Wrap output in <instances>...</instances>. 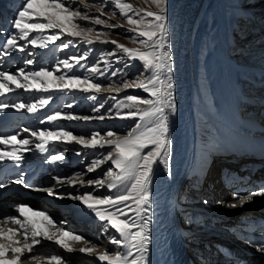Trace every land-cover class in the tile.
Returning a JSON list of instances; mask_svg holds the SVG:
<instances>
[{"label":"bare ground","instance_id":"1","mask_svg":"<svg viewBox=\"0 0 264 264\" xmlns=\"http://www.w3.org/2000/svg\"><path fill=\"white\" fill-rule=\"evenodd\" d=\"M205 1L169 0L171 82L174 85L172 93L176 111L174 114L169 115L168 119L169 138L171 141L169 170H165L162 165H156L151 185L154 215L151 224L152 241L149 245V256L152 264H233V261L234 264H264V252L257 250L258 244L264 242H259L255 237L258 235L253 234V231L260 229L261 224L264 223V218L259 217L256 210L244 211L243 209H238L239 207L230 208L227 206L230 203L237 202L234 201L233 195L228 196L230 190L235 191L240 186V184L235 182L236 176L231 180L228 179L222 185L220 183L214 184L215 182H213L218 166L221 167L223 165L227 168L228 174L237 171L239 173L247 172V175L251 174L254 176L258 174V171L263 170L264 172V158L256 157L252 159L248 158L247 155L248 149L256 148L259 146L258 143H263L260 138H254L257 141L255 143L254 139H249L250 137L248 138L247 136L257 132V128L254 127L257 124L255 121H261L264 117V112L260 114L261 111L257 113L251 111L248 114L252 113L254 116L256 115V118H240V115L245 112L243 110L246 109V103L250 102L249 96H243L245 86L241 85V76L249 69L247 66L231 60L229 54H227L224 37L219 39L214 50L216 60L220 63L215 75L214 106L213 108L206 105L202 106L196 100L191 54L192 38ZM23 3L24 0H0V43H3L6 37L15 31L11 25ZM19 43L23 44L24 42L20 41ZM27 51L33 54L29 56L27 52L21 53L17 51L13 52L10 57L0 58V71L15 73L21 67L25 68L26 71H36L37 68L41 67L53 70L59 61L68 58V53L71 50L65 48L57 50L53 46L33 48L28 45ZM26 59H32L34 63L25 65L24 61ZM52 64H55V66H51ZM64 71L63 66H61L60 73L53 72V76L48 79L54 80L55 76L64 74ZM86 75H89V73ZM227 77H230V79ZM96 79L97 76L95 77ZM56 82L59 83V81ZM10 87L13 90L4 94L9 100L8 104L20 102L28 104L39 99L42 94H49L26 91L15 88L14 85H10ZM108 93L113 92H101L96 93V95L103 97ZM50 94L53 97L52 101L54 100L52 104L49 103L48 107H50L46 111L32 113L27 119L20 122V125L24 127H19L13 133H19L18 139L29 138L33 141V143L28 145L30 151L23 153L25 156L34 153L35 143H39V141L31 137L30 132H23L24 128L38 130L55 129L59 126L72 131L75 135L85 136L87 131L94 129L96 124H99L98 121L100 119L96 118L88 121L60 119L53 124L48 122L41 123L40 121L46 115L54 111L72 113L75 108L79 110L78 105L74 108L66 107L70 98L74 99L79 96L86 98L90 93H83L79 90H52ZM258 96L260 97L256 101L257 106L264 109V95L261 93ZM0 97L3 98V96ZM8 109L13 108L9 107ZM200 110L202 113L198 112ZM77 112H85V107H82V110ZM258 113L260 114L259 116H257ZM247 127L251 130L246 131ZM104 139H109V137H104ZM58 143L60 141H52L46 145L48 150L44 155L45 157L62 152L65 159L56 164L52 163L49 169L52 174L51 181L46 184L42 183L45 185L43 188L45 191L48 188H53L56 194L64 195L68 193L82 195L86 191H91L93 195L100 196L111 195L115 192V189L110 190L106 186L99 189L94 186H81L79 184L75 186L63 184L53 187L56 185L53 177H70L75 173H85L91 160L98 157V152H101L68 149V147L59 146ZM6 149L10 150V147ZM263 150H260V152ZM220 155L222 156L220 157ZM263 155L259 154L262 157ZM206 165H208L207 170H205ZM242 165H245V168H241ZM109 166H111L110 162L101 165L95 172L84 175V179L95 180L101 178L103 170ZM251 166L256 167L253 173L250 171ZM200 170H205L204 173L208 176L210 174L213 175L209 177L210 180L208 179L211 181L210 183H204L201 187H197L192 177L195 172ZM186 177L187 179L185 180ZM184 180L194 188V192L189 190L188 192L193 195L196 194V200L192 199L191 205L179 204L177 201L178 190L183 184H186L185 182L183 183ZM6 188L7 185L5 184L3 190ZM218 188L221 190H218ZM219 199H225V202H218ZM70 200L77 202V205L71 207H49L34 200H24L30 207L36 209L34 211L47 213L54 220L57 227H63L67 231L84 237V240L81 241H67L76 250L72 253L64 251L51 241L40 238L42 245L37 247L42 250L36 254L41 256L60 255L64 257L66 264H102L96 258V254L105 250L114 253L116 246L109 243V237L118 234L111 228L105 231V222L100 221L94 212L80 201L71 198ZM205 200L208 203L205 204ZM213 211H223L226 215L217 216ZM12 215L18 214L13 212ZM189 215L194 216L193 221L187 220ZM28 216L37 221L38 227L55 232V228H47L42 217L34 216L32 212ZM244 216L249 217L245 222L242 219ZM181 218H185L186 220L183 219V221L189 222L190 225L182 228ZM255 222L258 224H255ZM218 225L235 226L226 230L218 228ZM17 239L20 240L22 246L24 242L23 236H18ZM65 239L67 240V238ZM85 241L88 243L86 244ZM206 241H217L222 246L219 248L211 246L208 251ZM238 243H240V246ZM85 246H95V253H80L78 250ZM252 252L256 255H252ZM8 258L11 259V254H9ZM21 264H34V262L22 258ZM103 264H106V262H103Z\"/></svg>","mask_w":264,"mask_h":264},{"label":"snow or ice","instance_id":"2","mask_svg":"<svg viewBox=\"0 0 264 264\" xmlns=\"http://www.w3.org/2000/svg\"><path fill=\"white\" fill-rule=\"evenodd\" d=\"M109 3L118 10L130 26L126 31L132 35L127 38L141 46L127 47L112 40L110 43L115 45V49L109 55H115L116 51H119L129 62L138 60L144 71L131 81L121 80L118 86L111 83L103 86L94 82L97 75H105V72L101 71L98 66L100 61L86 69L89 75L70 74L74 68L83 67L81 61L87 58V53L59 61L53 70L41 67L36 71H26L21 67L15 73L0 71V96L13 90L10 85L26 91L49 93L40 95L39 99L28 104L22 102L0 103V112L11 107L16 110L26 109L28 113H36L52 101L53 97L50 94L52 90L120 93L125 89L138 88L147 93L149 98L126 95L123 100L117 101L113 107L107 109V112L111 113L115 108L117 117L135 121L133 127L123 136L109 130L104 134L109 139H104V135L98 131L92 132L90 137H85L84 135H75L72 131L59 126L55 129L38 130L24 128L23 132H30L31 137L39 141V143H35V147L41 152L47 151L46 145L52 141L75 142L83 148L105 149L104 154L91 160L85 173H75L70 177H53L56 181V185L53 187L63 184L69 186L79 184L94 186L96 189L105 186L110 190L115 189L113 194L106 196L93 195L91 191H86L82 195H72L71 193L67 195L73 200L80 201L94 212L100 221L105 222V231L111 228L118 234L109 237V243L116 246L114 253L105 250L96 254V258L102 264L103 262L106 264H152L149 256V245L152 241L151 224L154 215L151 185L156 165H162L165 170H169L171 141L168 119L169 115L176 111L172 93L174 85L171 82L169 0H145V3L155 6V11L136 8L125 0H105V4ZM105 4L96 7L88 4L86 0H24L11 25L15 31L10 33L3 43H0V58L10 57L13 52L17 51L27 52V55L31 56L33 53L27 51L28 45L33 48H46L48 44L60 40L64 34L79 38L89 45L96 41L108 43L109 41L101 39L99 33L92 35L95 32L93 27L86 29L80 27L81 22H90L111 28L123 27V25H109L107 20L100 18L105 14ZM93 11L99 14L90 15ZM115 15L116 11H113L112 16ZM50 31L51 34H45ZM20 41L24 43L21 44ZM72 43V40L61 41L59 47L67 48ZM123 57H117V61ZM101 60L108 63L107 58L103 55ZM33 63L32 59L24 61L25 65ZM61 65L65 70L64 74L55 76L54 80H49L48 78L53 76V72H60ZM119 72V69L112 71L111 76L115 77ZM87 99L96 100V96L88 95ZM66 107L71 108L72 105L68 104ZM104 107L105 105L100 103L93 108V111L99 112ZM124 109L127 111L122 112L121 110ZM98 118L103 120L105 117L101 115ZM60 119L88 121L93 117L54 111L46 115L40 122L53 124ZM18 136L19 133L0 135V145L4 146L0 148V161L10 160L19 166L23 153L30 151L28 145L33 141L29 138L18 139ZM9 146L10 150H5ZM64 159L65 156L62 152L48 156V162L53 164ZM108 162L111 166L103 172L101 178L84 179V175L95 172L101 165ZM25 175L24 172H19L13 182L26 185ZM4 187V183L0 182V188ZM46 191L49 195H56L53 188H48ZM257 196H264V189L246 195L233 193V199L237 202L227 206L230 208L243 207ZM204 203L206 204L208 201L205 200ZM15 208L18 215L0 217V225L11 224L14 226H0V264H21L22 258L29 259L34 264H66L64 257L60 255H37L36 253L42 250L37 247L42 245L40 238L53 242L68 253L76 251L67 242L68 240H84V237L79 234L67 231L63 227H57L54 220L43 211H34L25 204H18ZM28 212H32L34 216L42 217L47 228H55V232L38 227L37 221L29 217ZM18 236H23L22 246L20 240L17 239ZM85 243L88 242L85 241ZM257 250L264 252V243L258 244ZM78 251L94 254L95 246L81 247ZM9 254H11V259L8 258Z\"/></svg>","mask_w":264,"mask_h":264},{"label":"rangeland","instance_id":"3","mask_svg":"<svg viewBox=\"0 0 264 264\" xmlns=\"http://www.w3.org/2000/svg\"><path fill=\"white\" fill-rule=\"evenodd\" d=\"M86 2L90 5H95L96 7H100L102 4H105V0H86ZM125 2L131 3L136 8H144L145 10L152 11L156 10L154 5L145 3V0H125ZM113 11H116L115 16H112ZM104 13L105 14L101 15L100 18L107 20L109 25L116 24L123 25V27L111 28L105 25H95L90 22H81L80 27L84 29L87 27H93L95 32L92 35L99 33L101 35V39L109 41L108 43L96 41L89 45L79 38L64 34L60 37V40L48 44V47L53 46L54 48L56 47L57 50H60L61 48L59 45L61 41L67 42L68 40H72L73 43L70 44L69 47L65 48L71 50L68 53V58L72 56H80L84 53H87V58L81 61L83 67L74 68L70 74L74 73L81 76L86 75L88 73L86 69L90 68L93 64H96L97 61H100L98 66L101 71L105 72V75H97V79L94 82H98L103 86H107L110 83L114 86H118L121 80L127 79L131 81L134 77L143 72L144 69L138 60L129 62L119 51H116L115 55H109V53H112L115 49V45L110 43V41L115 40L127 47L141 46L138 43H133L127 38L132 35V33L126 31L130 26L127 24L126 19L123 18L119 14L118 10L114 9L110 3L105 4ZM98 14L99 13H96L95 11L90 13V15ZM45 34H51V31ZM221 37H224V42L227 46V54H229L231 60L239 63L240 65L247 66L249 69L248 71H252L250 74L243 73L241 76V85L245 86L243 96H249L250 102L246 103V109L243 110L245 112H243L240 116H245L241 118L247 119L248 117H246V115L249 112L254 111L257 113V111H259L260 107L258 108L256 101L260 97L258 95L261 93L264 95V0L205 1L204 8L193 34L191 54L193 60L196 100L202 106L206 105L210 108H213L214 106L211 91L213 92L214 90L215 75L220 66V63L216 60L214 50ZM102 55L107 58L108 63H104V61L101 60ZM117 57L123 58L117 61ZM51 66H55V64H52ZM117 69H119L120 72L117 76L112 77L111 72L116 71ZM227 78L230 79V77ZM141 79H143V77H141ZM89 95H95L96 100H90L87 99V97L82 98L79 96L74 99L70 98L69 101V104H72V108L77 105V107H79V110L77 108L73 110L72 114L74 115L91 116L93 119H99L98 117L101 115L105 117L103 120L100 119L98 121L99 124H96L94 129H90L86 132V137H90L92 132L97 131L100 132L101 135H104L109 130L114 131L117 134L130 130L135 121L117 117L115 108H113L111 113H108L107 109L113 107L117 101L123 100L126 95H138L140 97L149 98L147 93L138 88L125 89L120 93H108L103 97L96 95L94 92H91ZM113 97H115V99H113ZM100 103H103L105 107L101 108L99 112H94L93 108L97 107ZM82 107H85V112H77L81 111ZM261 109L262 108H260V110ZM121 111H127V109ZM259 115L260 114L258 113L257 116ZM255 116L253 114H249V118H254ZM257 119L259 118L257 117ZM255 122H264V117L261 121L259 120ZM104 136L107 137L106 135ZM254 142L257 143L256 140ZM104 153L105 151H101L98 152L97 155L101 156ZM104 171H107V169H104L103 172ZM186 179L187 177L185 180ZM187 186L189 187L190 185L188 183L183 184L178 190V199L181 202H183L186 198H188V200L190 198H195L193 196L191 197V194L189 195L187 193L186 189H189ZM183 219L181 218L180 221L182 228L189 226L190 223L183 221ZM187 220L193 221L194 216H187ZM238 244L240 246V243ZM232 263L234 264V261Z\"/></svg>","mask_w":264,"mask_h":264}]
</instances>
